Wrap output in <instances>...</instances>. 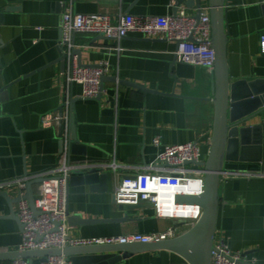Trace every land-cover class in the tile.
Masks as SVG:
<instances>
[{"label":"crops","instance_id":"obj_1","mask_svg":"<svg viewBox=\"0 0 264 264\" xmlns=\"http://www.w3.org/2000/svg\"><path fill=\"white\" fill-rule=\"evenodd\" d=\"M173 7L172 0H0V182L53 170L64 153L62 135L67 130L71 134V120L44 124L65 100L60 62L63 13L71 9L83 15L111 13L114 18L120 12L167 16L174 14ZM203 7L208 8L206 2ZM225 8L231 85L245 81L264 91V0H226ZM180 9L197 13L196 8ZM76 42L85 65H107L108 78L136 86L110 79L104 83L102 97L91 101L80 98V86L73 87L78 100L72 117L84 151L70 153L72 164L116 162L143 167L154 163L167 147L190 142H197L204 158L208 157L215 119L213 71L179 63L175 44L140 34L122 41L84 34L77 35ZM240 157L225 163L215 243L224 240L232 251L241 252L243 263L264 264V144L260 151L246 148ZM232 173L246 177L232 178ZM113 177L115 173L108 172L104 192L71 186L66 208L85 219L128 214L136 221L69 227L71 239L153 235L177 224L158 218L148 205L119 211L113 203ZM33 189L37 194L39 185ZM4 193L10 200L0 195V252H16L23 238L20 191L13 187ZM32 262L42 264L39 258ZM117 264L188 263L170 251H156Z\"/></svg>","mask_w":264,"mask_h":264},{"label":"built area","instance_id":"obj_2","mask_svg":"<svg viewBox=\"0 0 264 264\" xmlns=\"http://www.w3.org/2000/svg\"><path fill=\"white\" fill-rule=\"evenodd\" d=\"M120 1V0H98ZM199 19L189 15L184 9L167 16H133L120 12L114 18L111 13L83 15L67 9L62 15V40L60 46L68 55V65L63 74L64 99L61 110L44 119L46 126L52 122H70L72 116L73 87L82 88L80 98L96 100L101 94V80L108 72L107 65L99 68L80 67L77 56H73V40L77 35H95L122 41L130 34H140L146 38L162 39L175 44L174 56L179 63L193 65L213 71L216 52L212 47V24L209 8L202 7ZM264 53V34L261 38ZM121 48L119 49V51ZM67 123V124H68ZM70 133H63L64 148L58 166L50 171L32 177L12 179L0 182V192L17 187L24 195L27 183L44 179L35 194V207L39 215L35 216L29 202L21 200L18 218L23 225V238L20 251H36L67 247H85L98 245H127L133 243H151L174 239L183 235L202 216L198 206L176 203L179 195H200L205 188V170L195 165L205 161L201 147L197 142L167 147L157 160L143 167H128L112 162L109 164L78 163L69 160L71 151ZM159 141H156V145ZM186 163H194L186 165ZM132 171L123 174V171ZM115 173L113 200L115 206L152 207L160 219L176 221L177 224L164 232L153 235H126L117 237L71 239L67 226V196L69 178L76 172L89 174ZM118 175V176H116ZM246 175L232 173V178ZM255 177L254 175H247ZM180 213V214H179ZM212 264H243L241 252L232 251L224 240L215 243ZM10 264H32L28 260H14ZM42 264H66L65 257L54 256Z\"/></svg>","mask_w":264,"mask_h":264},{"label":"water","instance_id":"obj_3","mask_svg":"<svg viewBox=\"0 0 264 264\" xmlns=\"http://www.w3.org/2000/svg\"><path fill=\"white\" fill-rule=\"evenodd\" d=\"M206 2L212 24V47L216 52L214 77V105L215 119L211 140V148L205 161L195 165L203 167L205 170V188L200 195H179L176 203L180 205L198 206L202 209V216L199 221L187 230L183 235L174 239L155 241L151 243H133L127 245H98L85 247H67L64 250H36V251H16L0 252V262L14 260H28L33 264L35 258L46 263L48 258L54 256L65 257L66 264H117L129 259L135 254L170 251L182 257L188 264H212V254L216 249L215 236L217 233V222L220 207V185L225 171V163L239 160L240 153L250 146L259 151L264 144V91L257 90L253 83L239 81L231 85L227 61L228 34L226 33V0H172L174 4L173 13L185 7L187 9H197L196 18L199 19L201 8ZM77 45L76 36L73 40ZM62 55L60 62L65 72L68 65V55L60 46ZM83 50L75 48L73 56H77L80 67L99 68V65H85L82 62ZM112 79L121 85L136 86L125 81H118L116 77L104 75L101 80V94L104 92V83ZM78 99H73L72 114L75 111V104ZM72 117V116H71ZM263 120L262 124L255 123L256 119ZM71 153L84 151L83 145L77 136L75 117L71 118ZM64 147V142L62 141ZM71 163V160H70ZM194 163H186L190 165ZM44 182V179H37L27 183L24 195H19L18 201L27 200L35 216L40 213L35 207L34 187ZM114 182V178H113ZM71 186H89L92 191L104 192L108 190V173L90 172L83 174L74 173L68 182ZM68 188V191H69ZM8 200L7 193H0ZM10 203V202H9ZM114 203V200H113ZM115 205V203H114ZM144 207L123 206L118 207L119 211L127 212ZM67 213L68 227H84L99 224H124L135 222L126 214L122 218L112 219H85L81 215H71ZM14 214V212H12ZM16 216V215H15ZM16 218V217H15ZM20 221V220H19ZM21 222V221H20ZM23 230V225L21 224ZM249 264V263H243Z\"/></svg>","mask_w":264,"mask_h":264},{"label":"bare ground","instance_id":"obj_4","mask_svg":"<svg viewBox=\"0 0 264 264\" xmlns=\"http://www.w3.org/2000/svg\"><path fill=\"white\" fill-rule=\"evenodd\" d=\"M180 214V213H179Z\"/></svg>","mask_w":264,"mask_h":264}]
</instances>
